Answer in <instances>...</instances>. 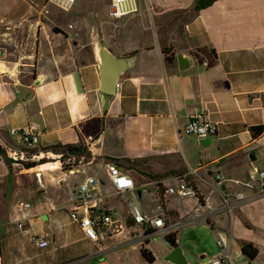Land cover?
Instances as JSON below:
<instances>
[{"label":"crops","instance_id":"obj_1","mask_svg":"<svg viewBox=\"0 0 264 264\" xmlns=\"http://www.w3.org/2000/svg\"><path fill=\"white\" fill-rule=\"evenodd\" d=\"M195 1L140 0L137 14L122 17L97 12L98 6L109 10L111 0H75L68 11L49 3L78 15L62 17L47 6L49 16L43 17L56 26L35 23L23 35V67L10 60L0 63V146L12 161L8 166L0 161V264H170L164 258L174 247L165 235L174 234L175 245L185 246L182 237L192 232V221L209 225L214 235L216 228L228 230L231 211L241 214L237 208L243 203L242 208L264 213V195H256L264 189L258 180L264 173V0H215L199 11L193 10ZM101 49L126 62L113 95L100 91ZM177 54L189 58L188 69H178ZM202 109L216 134L183 133L190 116ZM29 126L37 138L32 148L9 134ZM254 127H262L257 137L250 132ZM56 145L82 146L90 158L71 172L62 171L55 160L59 155L50 148ZM19 146L36 154L25 157ZM42 157L54 160L26 167ZM91 164L105 176L89 174L84 167ZM107 164L133 181L131 191L116 192ZM251 174L255 180L249 188ZM79 175V185L87 178L97 181L90 191L94 209L112 216L98 242L86 239L70 219L73 212L80 217L83 208L71 198L61 199L65 184ZM182 180L193 184L194 196L165 193ZM33 181L39 190L30 189ZM22 192L43 199L19 211L21 202L13 204ZM130 194L136 204L117 205L118 196ZM221 197L232 206L229 215L220 211ZM133 206L148 219L161 208L166 223L175 227L161 232L151 222L135 224ZM222 214L228 225L221 223ZM24 218H29L24 226L29 234L17 229ZM246 221L244 228L252 229L250 218ZM244 228L234 255L249 243L257 252L253 259L264 264V235ZM153 234H162L161 253L151 247ZM31 236L45 239L47 246L35 247ZM180 247L190 264L188 249ZM198 255L202 263L210 259L204 251ZM234 255L230 250L235 264H250Z\"/></svg>","mask_w":264,"mask_h":264},{"label":"built area","instance_id":"obj_2","mask_svg":"<svg viewBox=\"0 0 264 264\" xmlns=\"http://www.w3.org/2000/svg\"><path fill=\"white\" fill-rule=\"evenodd\" d=\"M50 4L58 7L60 10L68 11L75 0H47ZM139 1L140 0H111L110 7L113 8V13L111 15L122 17V16H132L139 12ZM183 133L187 135H192L197 138H209L216 134V126L212 123L205 110H200L190 116L187 124L183 127ZM9 134L16 139V142L19 145H22L26 148H32L36 142L37 138L33 132V127L29 126L22 129H11ZM73 159L65 158L62 161H58V164L61 167L67 166L71 167V171L75 169L73 167ZM107 175L112 183V186L118 193L125 191H131L133 189V181L127 177L125 174L121 173L116 166L113 164L106 165ZM67 170V172L69 171ZM38 177V175H37ZM216 180L222 181V178L216 176ZM255 180L253 174L249 175V182L246 185L249 188H252V182ZM260 183L264 182V173H260L258 176ZM97 185V181L93 178H87V180L80 184L75 190L73 187L67 183L68 194L74 203L75 207L83 208V214L78 217L76 212L70 214V219L75 222L80 229L83 236L92 241L98 242L102 237V231L107 225L112 224V216L108 213H100L95 208L94 199L90 193ZM165 193L168 195H176L180 198H186L189 196L195 195V189L191 182L189 181H180L175 187H168L165 190ZM257 196L264 195V189L260 191V194ZM221 209L220 211L226 212L228 215L231 210V205L227 203L226 199L221 197ZM238 201H242L244 197L242 195L238 196ZM19 211H24L30 208L29 203H20L18 205ZM161 209V208H160ZM159 209V214L151 219H148L145 214H143L137 207L133 206L131 209L132 219L135 224H145L146 222L150 223L153 228L160 230L161 232H168L172 229L173 225H169L165 221L166 214L163 210ZM29 218L21 219L17 223V229H19L23 234H29V228L24 227L25 223H28ZM175 227V225L173 226ZM230 230L216 228L214 230V244L218 249V254L216 257L205 260L202 264H235L233 259L230 256ZM32 243L35 247L42 249L47 246V241L39 236H31ZM241 254V252H240Z\"/></svg>","mask_w":264,"mask_h":264},{"label":"rangeland","instance_id":"obj_3","mask_svg":"<svg viewBox=\"0 0 264 264\" xmlns=\"http://www.w3.org/2000/svg\"><path fill=\"white\" fill-rule=\"evenodd\" d=\"M26 4L21 5L20 2L22 0H0V63H6L8 60L13 61L15 63V67L18 69L22 68L25 59H23V50H24V43H23V35L27 34L30 32L32 25L35 23L40 24L41 26L43 24H49L52 27H54V23H51L47 19V13H46V7L51 6L49 5V2L47 0H24ZM103 2L104 0H100ZM14 2V5L16 6H11L9 8V4H12ZM38 5H35L36 3ZM29 7V10H27ZM44 5V7H43ZM56 7V6H55ZM75 7H79L76 5ZM87 7V6H86ZM53 8V7H50ZM58 8V7H57ZM7 9H10L11 11H8ZM54 9V8H53ZM55 12H57L60 16H68V17H75L78 14L76 13V10L72 9L68 13H64L62 11H59L54 9ZM107 10V11H106ZM102 11V14L104 16L109 14L108 7L105 6H98L97 7V12L100 13ZM45 16V18L43 17ZM49 16V15H48ZM56 26V25H55ZM31 39L29 43L33 42V36H30ZM21 58V59H20ZM16 68V74L18 76L21 73H17L19 70ZM24 74V73H23ZM20 151H22L25 155V157H33L34 153L36 151L26 149L23 147H18ZM45 153V152H44ZM36 154V153H35ZM44 161H49L52 162L54 160V157L51 158L49 157L46 159V157L40 158L37 162L35 161V164H39L40 162ZM55 160L60 161V159L57 157ZM34 162V161H32ZM30 162V163H32ZM86 162V161H82ZM24 164V163H23ZM58 164V163H57ZM59 165V164H58ZM60 166V165H59ZM24 167V166H23ZM86 168L85 170L88 171L89 174H98L102 178L105 176L104 171L102 170L101 167L97 166V164H91V165H85ZM15 171L17 168H15ZM21 170V167L19 168ZM63 171V170H62ZM23 173V171H20ZM79 176H74L70 179L69 184L73 187V190L77 188L79 185L78 181L79 180L77 177ZM39 183L36 181H33L30 185V189L32 191L39 190ZM116 198V197H115ZM251 198V197H250ZM41 199H43V195H38L37 193L33 192L31 195L27 192H22L19 196L18 199H16L17 204L13 205H18L19 202L25 203L28 202L33 208L37 207L41 203ZM61 199L63 200H70V196L67 191V186L65 184L64 186V191L61 193ZM118 203L117 205H121L122 207H127L129 202H135L137 203V198L135 194H130L129 196L121 195L118 196ZM247 203L241 204L237 209L238 212L241 214H235L234 211H231V219L230 223L231 225L227 228L230 230V239L232 240L231 245H230V250L231 254L234 255V242H237L238 239H240L239 235L243 236L241 230L244 228V225H248L247 217L250 218L251 224H253V228L251 229L250 226H246L244 228L245 230H250L253 233H260L261 235H264L261 231H264V213H257L256 210L253 207H243ZM240 215V216H239ZM221 223H224L225 225H228V216L227 214H222L220 216ZM244 220L243 222H241ZM248 222V223H247ZM189 225H194L191 227L192 232L190 231H184V236L182 237V241H184L185 246L180 244L176 245L177 247L183 246L184 248L186 247L188 250V258L190 264H202V260L200 259V256L198 253L201 251L206 252L207 256L209 258L216 257L218 254V249L216 248L214 244V235L213 232L210 228L209 225L207 224H200L199 222H191ZM241 226V227H240ZM260 229V230H257ZM262 229V230H261ZM162 234H153L151 241L154 243L151 245L153 251L156 253V251L161 253L162 248L165 244H163V239H162ZM181 248V247H180ZM185 248V249H186ZM242 255L240 254L239 256L234 255V260L240 259ZM250 264H258L257 259H251L249 260Z\"/></svg>","mask_w":264,"mask_h":264},{"label":"trees","instance_id":"obj_4","mask_svg":"<svg viewBox=\"0 0 264 264\" xmlns=\"http://www.w3.org/2000/svg\"><path fill=\"white\" fill-rule=\"evenodd\" d=\"M215 0H196L195 4L193 6V10L195 11H199L200 9H203L205 7H208L209 5H211V3H213ZM250 132L252 134L253 137H257L261 132H262V127H254V128H250ZM51 150L53 149V151H56L55 153L59 155V159L60 161L63 162V159L65 158H72L74 163H73V167H76L79 163V161H88L90 158V154L88 153V151L82 147V146H61V145H56L53 147H50ZM50 148L47 149H43L44 152H47L50 150ZM0 161H2L6 166H8L12 161L6 156V153L4 151V149L0 146ZM45 161L43 160V162L40 163H44ZM36 164L34 162L32 163H27L26 167L30 168V167H34ZM71 169V167H67V166H62V170L63 171H67ZM187 181V180H184ZM154 233V231L149 230L147 234H152ZM164 239L172 246L175 247V237L174 234H167L164 236ZM140 252L142 254V256L147 260L150 261L151 257L150 254L146 252L145 249H140ZM241 255L242 257H244L245 259H247L248 261L253 259L256 255V250L251 246V244L249 243H245L242 247H241Z\"/></svg>","mask_w":264,"mask_h":264},{"label":"water","instance_id":"obj_5","mask_svg":"<svg viewBox=\"0 0 264 264\" xmlns=\"http://www.w3.org/2000/svg\"><path fill=\"white\" fill-rule=\"evenodd\" d=\"M113 8L109 7V12L113 13ZM99 55V74H100V91L106 95H113L118 78L125 71L126 62L114 58L108 51L101 49L98 52ZM177 65L180 71L186 70L191 66L188 57L181 54H177ZM210 140L207 139V142ZM68 172H71L69 170ZM45 220L43 216L41 218ZM164 261L170 264H189L185 255L179 247H174L172 251L164 258Z\"/></svg>","mask_w":264,"mask_h":264}]
</instances>
